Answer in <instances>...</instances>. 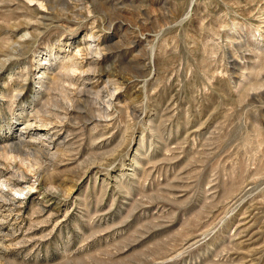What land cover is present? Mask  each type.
Returning <instances> with one entry per match:
<instances>
[{"label":"rangeland","instance_id":"1","mask_svg":"<svg viewBox=\"0 0 264 264\" xmlns=\"http://www.w3.org/2000/svg\"><path fill=\"white\" fill-rule=\"evenodd\" d=\"M0 192V264H264V0H0Z\"/></svg>","mask_w":264,"mask_h":264},{"label":"bare ground","instance_id":"2","mask_svg":"<svg viewBox=\"0 0 264 264\" xmlns=\"http://www.w3.org/2000/svg\"><path fill=\"white\" fill-rule=\"evenodd\" d=\"M65 68H66V67H65ZM66 69H67V68H66ZM60 83H61V82H60ZM56 86H57V85H56ZM47 109H48V108H47ZM43 111L46 112V111H48V110H43ZM39 117H41V116H39ZM41 118H42V121H43V123H41L42 125H43V124H45V125L50 124V123H49L50 119H48L49 117L46 118V117H43V116H42ZM39 120H40V119H39ZM43 126H44V125H43ZM20 154H21V153H20ZM22 156H23V155H22ZM36 162L38 163L37 160H35V163H36ZM1 191H2V190H1ZM0 193H1V192H0Z\"/></svg>","mask_w":264,"mask_h":264}]
</instances>
